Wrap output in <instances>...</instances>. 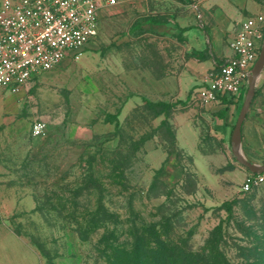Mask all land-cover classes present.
<instances>
[{
    "label": "rangeland",
    "instance_id": "rangeland-1",
    "mask_svg": "<svg viewBox=\"0 0 264 264\" xmlns=\"http://www.w3.org/2000/svg\"><path fill=\"white\" fill-rule=\"evenodd\" d=\"M194 2L207 5L210 22L246 16L247 4L257 7L250 15L264 13V0ZM155 10L180 8L176 0H119L77 54L17 91L0 88V264H124L116 251L138 238L194 255L196 264L215 252L228 264H264V186L240 193L245 168L229 145L218 146L204 123L186 128L182 108L153 107L137 93L145 73L182 70L175 35H126L135 17ZM248 128L258 136L241 141V155L260 165L264 68ZM205 154L214 159L208 170ZM231 201L229 213L219 209ZM91 222L101 228L83 240L78 230Z\"/></svg>",
    "mask_w": 264,
    "mask_h": 264
},
{
    "label": "built area",
    "instance_id": "built-area-1",
    "mask_svg": "<svg viewBox=\"0 0 264 264\" xmlns=\"http://www.w3.org/2000/svg\"><path fill=\"white\" fill-rule=\"evenodd\" d=\"M118 0H0V88L17 91L34 76L53 70L77 54L98 32V12ZM264 38V15L244 19L230 43L231 57L221 64L193 101L199 106L223 96H244ZM41 125L32 128L38 136ZM264 186V172L247 173L246 194Z\"/></svg>",
    "mask_w": 264,
    "mask_h": 264
},
{
    "label": "crops",
    "instance_id": "crops-1",
    "mask_svg": "<svg viewBox=\"0 0 264 264\" xmlns=\"http://www.w3.org/2000/svg\"><path fill=\"white\" fill-rule=\"evenodd\" d=\"M154 1L152 0V3ZM194 1L176 0V5L180 8L177 13L172 10H155L135 17L129 24L126 35L132 41L144 36L168 38L175 35V43L181 42L184 45L181 58L182 70L178 74L160 77H156L152 73H145L143 80H140L137 86V93L153 104L185 103L184 105L177 104L173 110L181 108L185 110L186 128L194 129L196 123H204L214 142L224 148L229 145L231 151V134L244 96L226 95L218 102L204 106L195 104L193 96L199 89L206 87L211 77L217 73L219 66L231 57L232 52L229 45L239 29V24L248 17L264 15V13L257 11L255 15H250L249 12L257 7L247 4L245 11L248 15L246 16L236 11L228 12L227 18L223 22H210L206 19L207 5L198 6ZM117 5L99 11L98 24L100 18ZM223 5L225 4L223 3ZM232 19L236 21L235 24L231 22ZM192 52H197L198 55L187 56ZM244 121L241 126L240 143L244 138L258 136L257 132H254L258 131V128L256 130L248 128L247 134L245 133ZM194 136L196 137V134ZM178 143L181 145L186 142L182 139ZM200 159L210 161L207 170L210 169L211 161L214 159L209 158L206 154ZM216 161L220 162L217 165L222 168L224 164L218 158ZM238 173L239 181L242 183L244 176L250 172L245 168V170H238Z\"/></svg>",
    "mask_w": 264,
    "mask_h": 264
},
{
    "label": "trees",
    "instance_id": "trees-1",
    "mask_svg": "<svg viewBox=\"0 0 264 264\" xmlns=\"http://www.w3.org/2000/svg\"><path fill=\"white\" fill-rule=\"evenodd\" d=\"M143 32V30H141ZM198 55L197 52H192L187 56ZM204 59V58H202ZM177 104L184 105L185 103H169V104H162V103H151L153 107H161L166 110H172L175 108ZM109 119H113L114 123L117 124V120L115 116H109ZM231 202H223L219 209L224 210L226 213H229L231 210ZM101 228V226L96 222H91L84 228H80L79 235L80 237L85 240L89 236L90 233L95 232L97 229ZM102 241V240H100ZM153 243V244H152ZM118 252L116 251V257L124 264H196L195 256L194 255H181L180 252H176L174 248L165 246L162 242H149L143 243L141 238H138L134 242V246L130 251L127 252H120L118 256ZM205 264H228L224 258L220 255L219 252L213 253V255L207 256L205 259Z\"/></svg>",
    "mask_w": 264,
    "mask_h": 264
},
{
    "label": "water",
    "instance_id": "water-1",
    "mask_svg": "<svg viewBox=\"0 0 264 264\" xmlns=\"http://www.w3.org/2000/svg\"><path fill=\"white\" fill-rule=\"evenodd\" d=\"M263 68H264V38L258 57L251 69V74L247 80L246 92L237 119L235 121L230 139L231 152L234 159L236 160L237 163L244 166L250 173L264 172V162L261 165H254L249 163L242 157L241 147H240L241 126L251 106V102L255 94V85Z\"/></svg>",
    "mask_w": 264,
    "mask_h": 264
}]
</instances>
